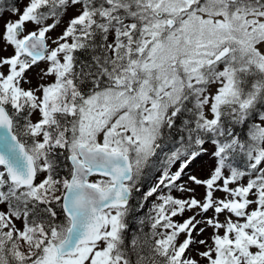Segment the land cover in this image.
<instances>
[{"label":"snow or ice","instance_id":"6c2138e0","mask_svg":"<svg viewBox=\"0 0 264 264\" xmlns=\"http://www.w3.org/2000/svg\"><path fill=\"white\" fill-rule=\"evenodd\" d=\"M10 11L0 264H264V0Z\"/></svg>","mask_w":264,"mask_h":264},{"label":"rangeland","instance_id":"374dc122","mask_svg":"<svg viewBox=\"0 0 264 264\" xmlns=\"http://www.w3.org/2000/svg\"><path fill=\"white\" fill-rule=\"evenodd\" d=\"M26 3H27V0H20V2L18 3V5L16 7H19L21 10H23V8H24ZM10 9L11 8L1 9V10L4 11V19L5 20H7L9 18L12 19V20L17 19V17L15 15H12ZM69 15H71V12L69 13ZM66 19H67V17H65V20ZM31 27L32 26L29 25V28H31ZM62 30H63V25H61L59 28H57L56 32L53 33V35L59 33ZM0 32H3V20H0ZM9 52H11V49H9ZM3 54L7 55L8 53H3ZM45 66L46 65L43 62H41L38 67H34L31 71L28 72L27 75L31 79L33 85H35L37 83V73L39 72V70L41 68H44ZM40 82L41 83H49V82H51V80L50 79H46V80L40 81ZM214 90H215V88L213 87L212 91H214ZM177 167H178V165H177ZM210 167H211V159H210V157L206 156L201 161L200 165L197 166V170H196L197 174L200 175L202 178L203 177H207ZM98 178L99 177H93L92 179H98ZM184 179H187V177H185ZM203 191H204L203 188L198 189V193L199 194H202ZM173 194L174 195H179L178 192H174ZM217 195H222V193H217ZM153 199H154V197H153ZM0 208H3V206H0ZM18 226H19V223H18ZM202 264H203V262H202Z\"/></svg>","mask_w":264,"mask_h":264},{"label":"trees","instance_id":"16d2710c","mask_svg":"<svg viewBox=\"0 0 264 264\" xmlns=\"http://www.w3.org/2000/svg\"><path fill=\"white\" fill-rule=\"evenodd\" d=\"M20 2V0H0V10L1 9H7V8H12L13 5L17 6L18 3ZM180 121L177 120V124H179ZM247 126H245L246 128ZM175 135V133H174ZM169 147H171V144H169ZM157 175H159V173H157ZM155 179V177H152L148 180L145 181L144 185H143V189L142 191L146 190L152 183V181ZM152 199L150 198L149 201L145 204L144 209L142 211H138V212H134L133 213V217L136 216H143L144 213L148 210V207L150 206V204L152 203ZM132 204L135 206L136 205V200L132 201ZM62 218V217H61ZM130 221L132 220V217L129 218ZM137 225L135 222L130 223V230L132 229H136Z\"/></svg>","mask_w":264,"mask_h":264}]
</instances>
